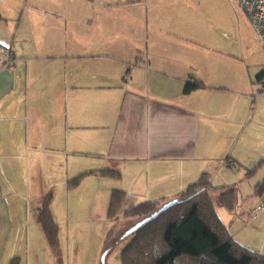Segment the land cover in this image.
<instances>
[{"label":"crops","instance_id":"1","mask_svg":"<svg viewBox=\"0 0 264 264\" xmlns=\"http://www.w3.org/2000/svg\"><path fill=\"white\" fill-rule=\"evenodd\" d=\"M197 12L191 0H0V45L13 58L0 73V264H59L62 221L70 240L74 224L96 228L113 190L135 205L169 203L204 174L237 189L234 225L264 233V211L251 216L264 201V46L241 54L200 43ZM159 32L164 41L152 47ZM105 169L121 178L91 176L68 190ZM48 194L58 255L38 218ZM64 195L67 222L56 207ZM212 197L225 210L221 191ZM126 219L117 224L140 222Z\"/></svg>","mask_w":264,"mask_h":264},{"label":"trees","instance_id":"2","mask_svg":"<svg viewBox=\"0 0 264 264\" xmlns=\"http://www.w3.org/2000/svg\"><path fill=\"white\" fill-rule=\"evenodd\" d=\"M257 80L263 85L264 70L258 74ZM202 85L201 82L187 84L185 93L193 92ZM92 174L121 178L120 172L113 169ZM87 175L70 181L69 188L79 187ZM218 190L221 191V202L227 211H235L239 203L237 189L214 187L207 174L191 184L168 208H164L166 204L162 201H146L135 205L127 192L114 190L107 219L116 225L122 218L142 219L130 237L127 236L129 243L122 251L121 263L264 264V253L241 245L219 217L212 197V192ZM52 200V194H48L41 201L38 218L50 247L58 255L59 228L51 210ZM13 264H18V258Z\"/></svg>","mask_w":264,"mask_h":264},{"label":"rangeland","instance_id":"3","mask_svg":"<svg viewBox=\"0 0 264 264\" xmlns=\"http://www.w3.org/2000/svg\"><path fill=\"white\" fill-rule=\"evenodd\" d=\"M154 2V0H152ZM161 1V0H160ZM192 5L195 9L198 10L196 14V22L199 24V41L205 45L216 44L227 51H231L232 49L241 51L243 47L251 46V47H260L262 46L261 41L255 31L253 29L249 19L245 15L243 9L240 7L236 0H191ZM160 18L162 13V8L160 9ZM150 23L154 22L152 17V12L150 10L149 13ZM161 20V19H160ZM164 21L160 22V30L164 29L162 25ZM250 26V28L248 27ZM220 37H223L221 39ZM157 41H164L162 34L159 32L158 37H153L151 43L152 47H158ZM263 47V46H262ZM244 51H241V54ZM226 60H223L221 63H225ZM219 63V62H216ZM98 64H95L97 66ZM108 66V64H107ZM100 171L94 170L91 172H86L88 175L83 179V182L89 177H100L110 180H119L120 178L101 176L99 174H92L93 172ZM82 173L79 176L86 174ZM77 176V177H79ZM77 177L71 179L70 181L76 179ZM68 181V190L75 191L81 187V185L75 189L69 188ZM114 191V190H113ZM112 191V192H113ZM122 191V190H121ZM52 193V192H51ZM97 193V191H96ZM112 195V193H111ZM53 197V196H52ZM72 199V197H70ZM111 198V197H110ZM70 199V200H71ZM69 199L66 195L62 196L57 200L56 207H61L62 211L59 214L62 216V219L65 218L67 222L68 208H69ZM102 201L100 199L99 209L97 210V216L94 217L96 221V228L89 227L86 231L82 232L76 230L77 227L74 224L71 228V236L70 240L68 238V230L66 226L63 225V232L65 236H63V245H62V258L59 264H122L121 263V254L124 250L125 246L129 243V238H127V234L131 229H128L132 225H129L131 222H123V224H119V226L115 229L116 226L106 220H100L101 217L98 214L107 213V210L103 213L102 209ZM172 202V201H171ZM53 203V200H52ZM167 204V203H165ZM79 203L71 201V210H72V218H74V212L77 213L76 210L78 208ZM217 213H219V217L221 220L230 227L231 234L234 233V238L241 245L256 249L259 247L260 250H263L264 246V233H255V223L252 226H249L247 222L241 223L239 225H234L232 222V216L229 211L225 208V210L221 209L220 206L216 205ZM32 209V208H31ZM105 213V214H106ZM32 217L31 219H33ZM84 218V216H83ZM86 218V217H85ZM130 217L129 219H131ZM251 218V217H250ZM135 221H141L137 218H132ZM123 220V218H122ZM124 220L127 221L125 218ZM73 221L70 219V222ZM252 222V221H251ZM250 225L251 223L248 222ZM234 225V226H233ZM89 226V224H88ZM87 226V227H88ZM129 230V231H128ZM77 235V237H75ZM130 237V236H129ZM77 241L75 242V239ZM69 246V248H68ZM25 247L20 250V253L23 254L25 252ZM259 252H262L260 251ZM257 251V250H256ZM28 252V250L26 251ZM42 253V251H41ZM264 253V252H263ZM23 254V258H24ZM29 259L32 261V256H29ZM27 263L29 264H38L30 262L27 259ZM22 264H26L23 261Z\"/></svg>","mask_w":264,"mask_h":264},{"label":"built area","instance_id":"4","mask_svg":"<svg viewBox=\"0 0 264 264\" xmlns=\"http://www.w3.org/2000/svg\"><path fill=\"white\" fill-rule=\"evenodd\" d=\"M240 7L247 14L251 24L253 25L261 43L264 46V0H236ZM13 63L12 55L8 48L0 45V73ZM257 96L264 97V83L261 85ZM264 211L263 205L257 207L251 212L252 218Z\"/></svg>","mask_w":264,"mask_h":264},{"label":"water","instance_id":"5","mask_svg":"<svg viewBox=\"0 0 264 264\" xmlns=\"http://www.w3.org/2000/svg\"><path fill=\"white\" fill-rule=\"evenodd\" d=\"M174 202H175V201L169 202L168 204L165 205L164 208H168V206H170L171 204H174ZM137 226H138V225H137ZM136 229H137V227H134L133 229H131V230L128 232L127 236H130V235H131Z\"/></svg>","mask_w":264,"mask_h":264}]
</instances>
